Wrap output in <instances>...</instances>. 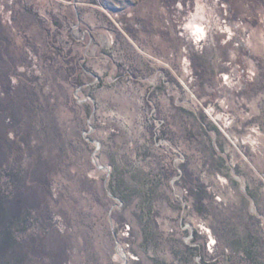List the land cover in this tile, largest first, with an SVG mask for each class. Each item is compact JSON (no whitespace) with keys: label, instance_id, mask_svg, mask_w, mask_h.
Listing matches in <instances>:
<instances>
[{"label":"rangeland","instance_id":"374dc122","mask_svg":"<svg viewBox=\"0 0 264 264\" xmlns=\"http://www.w3.org/2000/svg\"><path fill=\"white\" fill-rule=\"evenodd\" d=\"M0 264H264V0H0Z\"/></svg>","mask_w":264,"mask_h":264}]
</instances>
